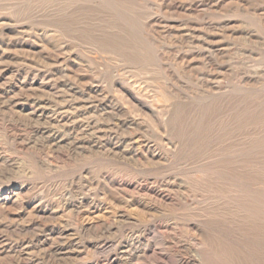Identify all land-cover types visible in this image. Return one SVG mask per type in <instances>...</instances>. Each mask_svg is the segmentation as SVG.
Returning a JSON list of instances; mask_svg holds the SVG:
<instances>
[{"label": "rangeland", "instance_id": "obj_1", "mask_svg": "<svg viewBox=\"0 0 264 264\" xmlns=\"http://www.w3.org/2000/svg\"><path fill=\"white\" fill-rule=\"evenodd\" d=\"M164 1L0 0V264H264V0Z\"/></svg>", "mask_w": 264, "mask_h": 264}, {"label": "bare ground", "instance_id": "obj_2", "mask_svg": "<svg viewBox=\"0 0 264 264\" xmlns=\"http://www.w3.org/2000/svg\"><path fill=\"white\" fill-rule=\"evenodd\" d=\"M159 1H161L162 2V4H164V2H166V1H164V0H159ZM259 1V0H258ZM208 4H212V1H206V0H190V1H188V3L187 4H183V3H181L180 1L179 2H177V3H175L174 2V4H172L173 5V7L175 8V9H187V10H195V9H198V8H200V7H205V5H208ZM219 5L218 4V2H216V3H213V5ZM252 4V3H251ZM255 4V3H254ZM256 5V4H255ZM163 6V5H162ZM167 6V5H166ZM170 6V5H169ZM219 8V7H218ZM235 8V7H234ZM171 9V8H170ZM226 10V9H225ZM254 10L255 11H261V12H258V14H259V16H260V18L262 19V21L264 22V9H258L257 7H254ZM192 13V12H191ZM202 14V13H201ZM206 16V15H205ZM204 17V16H203ZM205 19V18H204ZM180 20V19H179ZM190 20V19H189ZM182 21V20H181ZM156 22V20H155V18H152L150 21H149V26L151 27V29H155V27H157V24L155 23ZM204 22V21H203ZM156 24V25H155ZM201 24V23H200ZM207 25V24H206ZM147 26V25H146ZM196 26V25H195ZM212 26V25H211ZM158 29V28H157ZM167 32V31H166ZM163 33H164V31H163ZM168 33V32H167ZM227 33V32H226ZM232 33V32H231ZM203 34V33H202ZM217 35V34H216ZM248 35V34H247ZM216 38V37H215ZM196 40V39H195ZM214 49V48H213ZM212 49V50H213ZM230 50V49H229ZM207 52V51H206ZM203 53V52H202ZM212 53V52H211ZM208 56V55H207ZM186 58V57H185ZM176 59V58H175ZM188 59V58H187ZM211 59V58H210ZM206 60V59H205ZM204 61V60H203ZM213 63V62H212ZM183 64V67H189V62L188 61H185L184 60V62L182 63ZM225 69V68H224ZM169 70V69H168ZM200 75V74H199ZM206 76V75H205ZM198 83H200V82H198ZM204 83H206V81L204 82ZM204 85V84H203ZM215 87V86H214ZM214 89V88H213ZM82 99V98H81ZM114 145V144H113ZM107 146V145H106ZM112 149V148H111ZM115 150V149H114ZM122 152H123V150H122ZM146 152V151H145ZM159 158V157H158ZM134 238V237H133ZM190 250V249H189ZM181 254V253H180ZM186 258V257H185ZM181 262V261H180ZM182 262H185V264L186 263H188V261L186 260V261H182Z\"/></svg>", "mask_w": 264, "mask_h": 264}]
</instances>
